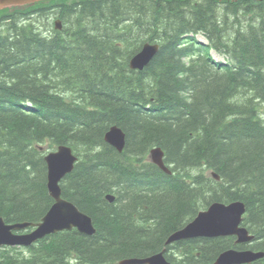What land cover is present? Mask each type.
Segmentation results:
<instances>
[{
  "label": "trees",
  "instance_id": "1",
  "mask_svg": "<svg viewBox=\"0 0 264 264\" xmlns=\"http://www.w3.org/2000/svg\"><path fill=\"white\" fill-rule=\"evenodd\" d=\"M146 42L159 51L131 70ZM114 125L126 134L123 153L105 142ZM61 145L79 157L61 183L63 197L92 218L96 234L57 233L28 253L2 248L0 264L142 259L213 203L235 201L247 207L250 248L264 252V2L50 0L0 11L6 223L37 224L50 210L40 146ZM156 146L172 175L146 160ZM231 248L242 247L232 237L182 240L167 258L215 264Z\"/></svg>",
  "mask_w": 264,
  "mask_h": 264
},
{
  "label": "water",
  "instance_id": "2",
  "mask_svg": "<svg viewBox=\"0 0 264 264\" xmlns=\"http://www.w3.org/2000/svg\"><path fill=\"white\" fill-rule=\"evenodd\" d=\"M45 0H0V10L33 5ZM221 1V0H215ZM264 1V0H253ZM61 30V22L57 21V29ZM142 51L131 60V67L142 71L157 54L158 45L145 44ZM106 142L119 151L126 147V134L124 131L114 126L106 135ZM151 161L165 172H169L164 162V152L162 149L152 150ZM78 157L69 147L59 146L54 152L46 155L45 161L48 168V190L50 196L54 199V204L48 211L42 222L37 225V229L28 235L19 236L14 231H22L33 224L22 223L8 225L0 217V246L25 245L30 246L38 240L62 231H69L78 228L81 233L92 236L96 230L93 220L90 216L80 211L72 202L62 197L61 181L73 172ZM216 175V174H215ZM218 180L219 176H215ZM110 202L114 197L108 196ZM246 213V205L241 201L232 202V204L214 203L208 210L199 213L196 220L190 223L182 230L175 232L167 241V245L182 240H191L198 238H217L224 236H237V243L245 244L251 242L254 237L250 236L245 228H240L243 221V215ZM166 250L146 259L123 260L117 264H171L165 258ZM263 256L253 251L227 250L217 259L216 264H250Z\"/></svg>",
  "mask_w": 264,
  "mask_h": 264
},
{
  "label": "bare ground",
  "instance_id": "3",
  "mask_svg": "<svg viewBox=\"0 0 264 264\" xmlns=\"http://www.w3.org/2000/svg\"><path fill=\"white\" fill-rule=\"evenodd\" d=\"M221 1H224V0H221ZM226 1H238V0H226ZM241 1H253V0H241ZM255 2H258V3H261V2H264V1H255ZM57 21H59V19H57L56 21H55V30H58V31H61L62 29H63V21L62 20H60V22H61V30H59V28L57 29ZM200 36H202L205 40H206V44H208V41H207V39L203 36V35H201V34H199ZM198 36V35H197ZM145 44H148V45H158V47H159V49H160V45H159V43H151V42H146ZM145 44H144V46H145ZM143 46V47H144ZM142 47V49H144ZM142 49L138 52V53H140L141 51H142ZM159 51V50H158ZM212 52H215V51H213V50H211V56H212V58L215 60V61H219V62H221V61H223L224 60V58L222 57V56H220V55H218L216 52V57H214L213 56V54H212ZM137 53V54H138ZM136 54V55H137ZM135 55V56H136ZM133 58V57H132ZM132 58H131V60H132ZM131 60H130V62H131ZM129 62V67H130V69L131 70H135V69H132V67H131V63ZM137 71V70H136ZM138 71H140V70H138ZM114 126H116V125H114ZM113 127V126H112ZM118 127V126H117ZM120 128V127H119ZM108 133V132H107ZM107 133L105 134V142H106V139H107V137H106V135H107ZM107 143V142H106ZM110 145V144H109ZM61 146H64V147H69V148H71L72 149V147H70V146H68V145H61ZM110 146H112V145H110ZM113 147V146H112ZM114 148V147H113ZM114 149H116V148H114ZM157 150V149H162L161 147H159V146H156V147H153L151 150H150V152L148 153V157H146V160L148 159V161L150 162V159H149V157H151V155H152V150ZM73 150V149H72ZM117 150V149H116ZM124 150H125V148L122 150V151H119V150H117L119 153H123L124 152ZM163 150V149H162ZM165 174H167V175H172L173 173H172V171H171V169L169 168V172L167 173V172H165V171H163ZM208 174H210L215 180H217L216 178H215V176L217 175L215 172H211V173H208ZM216 174V175H215ZM217 176H219V175H217ZM67 177V176H66ZM47 180H48V173H47ZM221 180V178L219 177V179L217 180V181H220ZM47 184H48V182H47ZM109 196H111V195H109ZM112 196H114V195H112ZM52 198V197H51ZM109 201V200H108ZM218 203H221V204H225V203H223V202H218ZM230 204V203H229ZM232 204V203H231ZM204 211V210H203ZM203 211H201V212H203ZM201 212H199V213H201ZM199 215V214H198ZM197 215V216H198ZM197 218V217H196ZM196 218L194 219V220H192L191 222H189V224L190 223H193L195 220H196ZM189 224H187V225H189ZM186 225V226H187ZM185 226V227H186ZM243 226H244V228L249 232V234L250 235H254V234H252L251 233V231L248 229V227H246L244 224H243ZM184 227V228H185ZM72 230H77L79 233H81V231L78 229V228H74V229H72ZM72 230H69V231H72ZM182 230V229H181ZM69 231H67V232H69ZM66 232V231H65ZM81 234H84V233H81ZM84 235H86V234H84ZM90 236V235H89ZM48 236H45L44 238H42L40 241H42V240H44V239H46ZM228 237H230V236H224V237H217V238H228ZM233 238V237H232ZM234 239V238H233ZM39 241V242H40ZM255 240H252L251 241V243H253ZM234 242L236 243V240L234 239ZM175 243H177V242H175ZM175 243H173V244H170L169 246H172V245H174ZM169 246H167V247H169ZM167 249V248H166ZM165 249V250H166ZM163 251V250H162ZM161 251V252H162ZM227 251V250H226ZM254 251V250H253ZM161 252H159V253H161ZM225 252V251H224ZM254 252H258V253H260V254H262V258H261V260H262V262H264V252H259V251H254ZM159 253H156L155 255H157V254H159ZM222 254V253H221ZM220 254V255H221ZM219 255V256H220ZM165 257L167 258V253L165 252ZM145 258H147V257H145ZM145 258H142V259H145ZM133 259H137V258H133ZM127 260H130V259H127ZM167 260H168V258H167ZM169 261V260H168ZM171 264H172V262L171 261H169ZM118 263V262H117ZM117 263H114V264H117Z\"/></svg>",
  "mask_w": 264,
  "mask_h": 264
},
{
  "label": "rangeland",
  "instance_id": "4",
  "mask_svg": "<svg viewBox=\"0 0 264 264\" xmlns=\"http://www.w3.org/2000/svg\"><path fill=\"white\" fill-rule=\"evenodd\" d=\"M57 20V17H56V15H54V17H53V21H56ZM198 41H201V42H206V40L202 37V36H200V35H198L197 36V38H196ZM212 54H213V56L214 57H216V53L215 52H212ZM73 95H75V94H73ZM53 150V149H52ZM174 252H172V254H173Z\"/></svg>",
  "mask_w": 264,
  "mask_h": 264
},
{
  "label": "flooded vegetation",
  "instance_id": "5",
  "mask_svg": "<svg viewBox=\"0 0 264 264\" xmlns=\"http://www.w3.org/2000/svg\"><path fill=\"white\" fill-rule=\"evenodd\" d=\"M172 246H173V245H172ZM169 247H171V246H169ZM174 251H175V250H174ZM171 252H172V250H171V249L169 250L168 247H167V249H166V253L169 254V253H171ZM176 254H179V253H176Z\"/></svg>",
  "mask_w": 264,
  "mask_h": 264
}]
</instances>
